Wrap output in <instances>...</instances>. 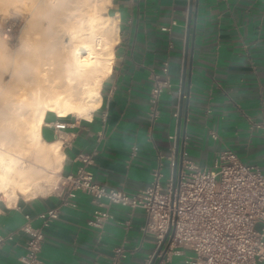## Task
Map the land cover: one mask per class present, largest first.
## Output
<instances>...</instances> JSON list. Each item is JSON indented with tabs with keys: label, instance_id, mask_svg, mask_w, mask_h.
I'll list each match as a JSON object with an SVG mask.
<instances>
[{
	"label": "crops",
	"instance_id": "1",
	"mask_svg": "<svg viewBox=\"0 0 264 264\" xmlns=\"http://www.w3.org/2000/svg\"><path fill=\"white\" fill-rule=\"evenodd\" d=\"M189 3L111 1L107 14L117 18L118 40L99 105L90 118L47 112L43 120L42 138L61 142L60 175L74 173L88 155L97 180L134 191L149 185L159 165L165 185L176 153L177 168L183 160L212 167L223 151L264 165V0H193L186 50ZM163 62L172 88L160 95L152 118L150 76L161 74ZM74 201L77 207H62L44 228L43 264H113L119 246L124 256L115 264L150 263L154 245L140 230V212L128 230L114 221L98 228L87 224L95 207L89 197L78 194ZM59 204L54 189L11 203L0 198V264H18L29 237L21 227L41 226L38 214ZM112 209L117 218L126 216L125 209ZM164 264L185 263L183 256H172Z\"/></svg>",
	"mask_w": 264,
	"mask_h": 264
},
{
	"label": "built area",
	"instance_id": "2",
	"mask_svg": "<svg viewBox=\"0 0 264 264\" xmlns=\"http://www.w3.org/2000/svg\"><path fill=\"white\" fill-rule=\"evenodd\" d=\"M171 88L168 63L163 62L161 74L150 76L152 118L158 115L160 95ZM82 161L74 173L59 176L54 190L59 192L60 204L38 214L41 226L21 227L29 237L18 264H43L39 255L44 228L58 218L62 207H77L74 200L78 194L89 197L95 206L87 221L90 226L103 228L114 221L128 230L133 214L140 212V230L151 237L154 245L150 261L164 241L157 264H164L172 256H183L185 264L264 262V165L244 163L234 153L223 151L212 167L183 160L175 186L172 178L162 184L159 165L152 169L148 186L130 191L97 180L88 169L91 156ZM174 166L171 158L170 167ZM113 206L125 209L126 216L117 218ZM114 252L113 264L124 256V249L119 246Z\"/></svg>",
	"mask_w": 264,
	"mask_h": 264
},
{
	"label": "bare ground",
	"instance_id": "3",
	"mask_svg": "<svg viewBox=\"0 0 264 264\" xmlns=\"http://www.w3.org/2000/svg\"><path fill=\"white\" fill-rule=\"evenodd\" d=\"M111 1L0 0L3 17L24 13L18 50L26 42L39 50L18 75L5 76L0 64V198L7 203L58 183L63 152L59 140L42 138L46 113L90 118L99 105L118 40L117 18L106 13ZM9 41L0 38V51Z\"/></svg>",
	"mask_w": 264,
	"mask_h": 264
},
{
	"label": "rangeland",
	"instance_id": "4",
	"mask_svg": "<svg viewBox=\"0 0 264 264\" xmlns=\"http://www.w3.org/2000/svg\"><path fill=\"white\" fill-rule=\"evenodd\" d=\"M11 10H9L10 13H8L9 14L8 16L6 15L3 17L2 13L0 15L2 16V18L0 17L1 18L0 24L2 25V27H0V38L3 37V39H5V34H7L8 37L10 38L9 43H6L5 47L1 46V51H0V54L2 53L1 57L5 55L16 54L20 52V50H18V45H19L18 38H19L20 29L24 23L23 21L24 13L19 12V11H14V10L11 11ZM10 17L11 18L13 17V18L11 19ZM49 189L50 190L48 192L52 190V186Z\"/></svg>",
	"mask_w": 264,
	"mask_h": 264
},
{
	"label": "clouds",
	"instance_id": "5",
	"mask_svg": "<svg viewBox=\"0 0 264 264\" xmlns=\"http://www.w3.org/2000/svg\"><path fill=\"white\" fill-rule=\"evenodd\" d=\"M52 54H57V49L55 46L52 47ZM39 50L33 49L29 43H25L22 46V51L20 53L5 55L0 57V64L3 65V74L5 76L18 75L24 69L27 64V57L37 55Z\"/></svg>",
	"mask_w": 264,
	"mask_h": 264
},
{
	"label": "water",
	"instance_id": "6",
	"mask_svg": "<svg viewBox=\"0 0 264 264\" xmlns=\"http://www.w3.org/2000/svg\"><path fill=\"white\" fill-rule=\"evenodd\" d=\"M192 3L193 0H190L189 3V9H188V18H187V29H186V50H187V45H188V41H189V33H190V26H191V21H192ZM186 60H187V52L185 51V57H184V66L186 64ZM185 69V67H184ZM184 84H185V72L183 73L182 76V85H181V97L183 98V88H184ZM180 120V118H179ZM179 142V133L177 134V143ZM175 162V166L173 167V173H172V183L175 186L177 184L178 178H177V172L180 170L179 168H177V164L179 163L178 158H177V153H176V157L174 159ZM164 241L159 245L157 251L154 253L151 261L149 264H153L156 260L157 254L159 252V250L162 248Z\"/></svg>",
	"mask_w": 264,
	"mask_h": 264
}]
</instances>
